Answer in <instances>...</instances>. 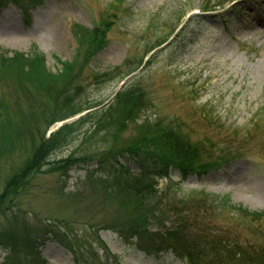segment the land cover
Masks as SVG:
<instances>
[{
  "label": "rangeland",
  "instance_id": "obj_1",
  "mask_svg": "<svg viewBox=\"0 0 264 264\" xmlns=\"http://www.w3.org/2000/svg\"><path fill=\"white\" fill-rule=\"evenodd\" d=\"M43 1L30 21L12 3L1 11L0 56L18 52L43 58L54 87L41 92L22 88L15 78L4 79L0 99L17 119V114L44 113L46 118L34 123L40 130L82 105L103 103V113L0 208V230L11 206L10 218L36 228L56 227L59 236L73 241L75 252L50 241L30 252L0 246V264H89L97 259L91 258V249L103 264H189L172 253L149 257L128 247L119 234L100 230L137 214L138 202L160 206L165 213L149 218L153 232L169 228L182 211L192 225L190 233L212 243L205 253L218 262L225 258L226 242L255 244L259 236L254 231L264 229V220L247 214H264V37L252 48L238 47L218 16L192 17L220 0ZM257 1L234 6L247 13ZM249 18H233L227 28L256 35L245 30ZM108 21L114 24L106 27ZM76 25L98 28L101 34L79 41ZM133 83L134 91L125 92ZM170 134L201 153L197 168H219L201 176L181 178L172 172L169 178L142 181L133 166L122 177L95 173L98 162L114 155L164 151L165 140L158 137ZM29 135L16 153L0 157V196L33 157ZM68 161L72 170L64 165Z\"/></svg>",
  "mask_w": 264,
  "mask_h": 264
},
{
  "label": "trees",
  "instance_id": "obj_2",
  "mask_svg": "<svg viewBox=\"0 0 264 264\" xmlns=\"http://www.w3.org/2000/svg\"><path fill=\"white\" fill-rule=\"evenodd\" d=\"M7 1L11 0H0V6H4ZM13 1H15L21 9L23 6L25 7L26 4L32 6V4L37 5L43 3V0ZM112 7L114 9V6ZM112 24H114L112 21L105 23L106 27ZM74 29V37L76 39L78 38L79 41H83L84 38L88 36L91 37L101 34L98 28L91 30L76 25ZM14 78L20 83V86L23 85L22 88L31 87L35 91L41 92L52 90L56 82L54 80V75L48 70L43 58L27 56L26 54L17 52H14L13 56L10 57L9 54L4 53L0 56V80ZM131 86L132 87L125 92L130 90L133 92L136 85L133 83ZM7 105L6 99H0V157L16 153L17 149L22 145V142H24L23 138H26L27 131L31 135L34 151L28 166L10 178L8 182L10 183L9 188L7 187L0 196V208L6 202V198L9 197L10 194H15L13 197L20 194L28 183L27 181L29 178L34 175L36 169L38 170V167L42 165L46 166L52 155L60 152L61 149L68 145L73 136L81 134V130L85 128L86 125L90 124L93 127L94 120H97V118L100 117V113H103V111L98 110L102 104L91 103L88 106H80V108L74 110L70 115L59 117V119L48 123L44 128L45 130H40L34 127V123L36 124L41 118H46L44 113L32 112L27 113V115L17 114V117L21 119L20 121L15 118L16 115L9 112ZM85 111L91 112L77 121L63 125L60 130L52 133L49 138L46 137L45 132L47 129L49 130L51 125ZM30 131L34 133L32 134ZM158 138L165 140L163 142V144H165L164 151L155 152L152 149H148L142 152L127 151L117 157L114 155L113 158H107V160L98 162L95 173L99 174L100 177H105L108 171H111L114 174L116 173L119 177H122V175L126 176V173L131 169V165L135 167L138 166L141 170V172H139V179L142 181L143 179L153 180L155 176H169L170 171H177L184 177L191 175L201 176L203 172L220 166L213 165L211 168L203 167L199 169L196 167L197 161L195 158L201 153L198 154L197 150L191 144L188 145L184 142L183 137H179V135L175 137L170 134L168 137L162 136ZM120 159L123 161H119ZM64 165L72 170V167H70L72 163H70V161L65 162ZM132 177L135 180L136 176ZM140 199L144 200L143 198ZM7 204L9 205L10 201ZM129 204L130 203H127V205ZM134 205L137 206V214L133 215V211L130 217L126 219L127 221L121 223L117 222L115 225L107 226V228L101 227L100 230L105 229L104 231L108 230L119 234L120 238L128 247L131 246L137 252H142L147 256L152 255L158 258L163 253L173 251L178 258L183 261H188L189 264H264V229H257L254 231V234H257L259 237L256 243H250V246L239 245L238 243L229 246L228 242H226V244L224 242H218L221 246L222 243H224L222 249L225 256V258L222 257V260L218 262L217 259L209 258L205 253L212 243L201 237H194L195 234L192 235L190 233V226L192 225L189 224V220L181 214L182 211L179 212L181 215H175L177 220L172 222L169 228L162 227L160 231L157 230L153 232V230H150L147 226L149 218L160 216V214L164 215L165 213L161 211L162 208H159L160 206L152 208L150 207V203L148 204L147 202H138L134 203ZM11 210L13 209L9 206L6 212L3 213L8 216V223L3 230H0V246H3L2 248L13 250L18 248L21 249V251L23 249L24 252H30L43 246L46 241H52L57 242L69 252H75L73 246L75 244L73 241H71V239L68 240L65 236V239L59 236L56 227L36 228L33 225H26L21 218L18 219L16 216H12L13 219L12 217L10 218L8 213L11 212ZM247 215L252 216L254 220H264L263 213ZM219 248L221 247L219 246ZM222 249H219V252H221ZM90 254L91 258L96 257L97 259L89 264H103L104 261L98 258L100 255L99 253L96 254L93 249H91Z\"/></svg>",
  "mask_w": 264,
  "mask_h": 264
},
{
  "label": "bare ground",
  "instance_id": "obj_3",
  "mask_svg": "<svg viewBox=\"0 0 264 264\" xmlns=\"http://www.w3.org/2000/svg\"><path fill=\"white\" fill-rule=\"evenodd\" d=\"M264 19V13H259L257 16H256V20L257 21H261Z\"/></svg>",
  "mask_w": 264,
  "mask_h": 264
}]
</instances>
